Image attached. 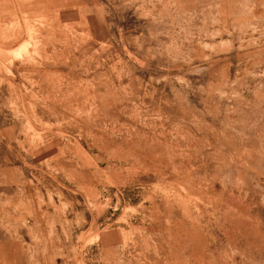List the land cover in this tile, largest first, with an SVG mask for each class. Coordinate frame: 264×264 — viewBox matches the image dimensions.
I'll return each mask as SVG.
<instances>
[{"label":"rangeland","instance_id":"374dc122","mask_svg":"<svg viewBox=\"0 0 264 264\" xmlns=\"http://www.w3.org/2000/svg\"><path fill=\"white\" fill-rule=\"evenodd\" d=\"M0 264H264V0H0Z\"/></svg>","mask_w":264,"mask_h":264}]
</instances>
